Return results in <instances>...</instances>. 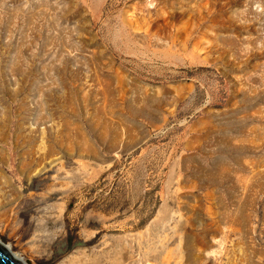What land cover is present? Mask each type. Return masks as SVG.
<instances>
[{
  "label": "rangeland",
  "instance_id": "1",
  "mask_svg": "<svg viewBox=\"0 0 264 264\" xmlns=\"http://www.w3.org/2000/svg\"><path fill=\"white\" fill-rule=\"evenodd\" d=\"M0 241L264 264V0H0Z\"/></svg>",
  "mask_w": 264,
  "mask_h": 264
},
{
  "label": "water",
  "instance_id": "2",
  "mask_svg": "<svg viewBox=\"0 0 264 264\" xmlns=\"http://www.w3.org/2000/svg\"><path fill=\"white\" fill-rule=\"evenodd\" d=\"M0 264H22L20 261L14 259L12 255L0 245Z\"/></svg>",
  "mask_w": 264,
  "mask_h": 264
},
{
  "label": "bare ground",
  "instance_id": "3",
  "mask_svg": "<svg viewBox=\"0 0 264 264\" xmlns=\"http://www.w3.org/2000/svg\"><path fill=\"white\" fill-rule=\"evenodd\" d=\"M0 245L3 246V247H4V248H5V249H6V250L12 255V257H13L14 259H16V260L20 261L22 264H24L23 260H22L20 257H18V255L12 253V252L9 250V248H8L7 246H5L1 241H0Z\"/></svg>",
  "mask_w": 264,
  "mask_h": 264
}]
</instances>
